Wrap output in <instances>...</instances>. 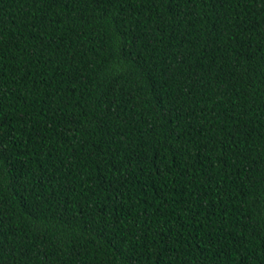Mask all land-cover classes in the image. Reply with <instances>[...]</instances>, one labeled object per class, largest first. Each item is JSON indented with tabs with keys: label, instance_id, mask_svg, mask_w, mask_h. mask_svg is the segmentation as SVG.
I'll list each match as a JSON object with an SVG mask.
<instances>
[{
	"label": "trees",
	"instance_id": "1",
	"mask_svg": "<svg viewBox=\"0 0 264 264\" xmlns=\"http://www.w3.org/2000/svg\"><path fill=\"white\" fill-rule=\"evenodd\" d=\"M0 264H264V0H0Z\"/></svg>",
	"mask_w": 264,
	"mask_h": 264
}]
</instances>
